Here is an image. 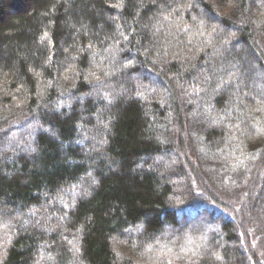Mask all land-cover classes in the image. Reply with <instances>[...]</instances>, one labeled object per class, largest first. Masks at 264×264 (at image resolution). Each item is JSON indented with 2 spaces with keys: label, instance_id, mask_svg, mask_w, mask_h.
<instances>
[{
  "label": "trees",
  "instance_id": "obj_1",
  "mask_svg": "<svg viewBox=\"0 0 264 264\" xmlns=\"http://www.w3.org/2000/svg\"><path fill=\"white\" fill-rule=\"evenodd\" d=\"M0 264H264V0H0Z\"/></svg>",
  "mask_w": 264,
  "mask_h": 264
}]
</instances>
